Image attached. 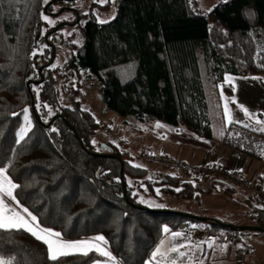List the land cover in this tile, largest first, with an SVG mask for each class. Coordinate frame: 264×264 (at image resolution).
<instances>
[{"label":"trees","instance_id":"obj_1","mask_svg":"<svg viewBox=\"0 0 264 264\" xmlns=\"http://www.w3.org/2000/svg\"><path fill=\"white\" fill-rule=\"evenodd\" d=\"M56 5L74 6L58 1L48 12L53 13ZM45 7L43 0H0V166L8 167L10 177L21 185L17 198L42 226L62 232L67 239L102 234L124 264H145L165 238L163 226L172 232L190 231L197 219L138 208L132 203L144 205L138 201L141 192L192 200L200 192L213 191L218 181L230 196L238 197L239 187L222 179L208 187L205 182L209 179L201 180L185 169L190 174L187 180L152 173L133 164L128 153L111 142H96L102 125L82 108L69 76L81 71L95 75L104 104L120 116L183 127L207 139L218 134L230 148L264 161L260 154L264 133L253 131L256 127L238 108L234 120L242 123L225 122L219 87L227 73L264 77V0H229L205 13L193 10L189 0H116L115 19L109 23H99L91 11L86 23L79 29L76 25L68 37L51 38L56 49L57 45L71 49L61 65H55L56 56L44 68V81L37 82L40 67L53 57L45 36L59 21ZM41 14L56 23L48 24ZM77 35L82 38L79 43ZM33 52L38 54L33 56ZM224 89L232 93L231 88ZM42 104L48 108L37 107ZM25 108L34 124L17 144L16 132L24 123ZM100 154H116L124 161L129 201L124 196L120 161ZM249 195V207L261 218L264 209L254 203L264 201ZM207 222L216 232L228 231L227 241V233L244 232L240 225L230 223L233 227L228 229ZM262 223L264 227V217ZM12 241L3 245L5 254L16 253L27 264H92L95 259H106L91 253L52 262L47 259L46 246L30 234L20 231Z\"/></svg>","mask_w":264,"mask_h":264},{"label":"rangeland","instance_id":"obj_2","mask_svg":"<svg viewBox=\"0 0 264 264\" xmlns=\"http://www.w3.org/2000/svg\"><path fill=\"white\" fill-rule=\"evenodd\" d=\"M189 1L193 10L197 12L205 13V12H209L220 2H226L229 0H189ZM73 4H74L73 7L77 9L81 18L80 24L76 26L78 29L79 26L84 25L86 23L90 15L88 14V12L93 11L92 13H94L96 18H97L96 14L98 13L99 19L101 20H110V17H112L116 13L115 4L114 5L110 4L111 7L105 9L104 8L97 9L95 6H93L92 4H96L94 3V0H76L73 2ZM62 7L63 6L56 5V10L53 13L58 12V10H61ZM61 17H68V19H61ZM55 18H57V20H63L62 22H65L66 20L69 21L75 19V13L66 11L63 12L60 16ZM52 20L57 21L54 18ZM76 27L72 25H64L62 26L60 33L63 36L68 37V35H70L71 32L76 31L77 29ZM75 41L76 43L82 41L81 36L77 35ZM62 47L63 46L57 45L58 62L55 65H61L65 61L66 55L69 53L71 49V47L65 49ZM69 80L74 81L73 85L75 89H77L79 92L76 98L80 101L82 108L91 112L96 118V120L100 123V125H102V128L98 131V134L96 136L95 139L96 142L97 141L111 142L120 151L128 153L130 159L133 160L132 161L133 164L141 167H147L152 173L154 171H159L158 169L159 168L162 169L163 166H167L164 163L148 162L144 158L145 153L151 151L165 152L166 154H168L166 152V148L169 149L170 144L162 140H158L156 138V132H155L156 122H143L134 117H123L117 114L116 112L110 110L102 100L101 92H100L101 84L98 78L95 75L91 74L90 72L81 71L74 75L72 74L69 76ZM29 116L30 119L32 120V123L34 124L30 112H29ZM173 135H174L173 133H169V136H173ZM215 136L219 137L218 134H215ZM217 137L212 140H215L217 143H219L220 140ZM171 156L175 159H180L185 163H190V161L186 159H185L186 161L181 159L178 153H176L175 155L171 154ZM191 164H196V163H191ZM167 167L179 168L184 170L183 168L176 166H167ZM183 178L182 180H187L186 179L187 176ZM211 182L213 181L207 182L208 184L205 185L209 187L212 185ZM224 187L225 185H223L222 183H217V186L213 191L209 192L210 193L209 195H206L208 193L200 192L199 198L195 197L192 200L179 199L172 197L171 195H162L160 193H158V196H153L141 192L140 196L138 197V201L141 202L143 200L144 201L143 204L151 209H160V210L166 209V210L182 212V213H187L190 211L194 213L192 215L214 218L216 220H221L226 223L234 222L233 224L236 225H241V224L263 225L262 217L264 216H262L261 218L258 217L257 215L254 216L252 214L253 210L250 207L248 208V205L245 204L246 203L245 201H247L248 197L250 196L249 192L243 190L242 188H238V190H236L235 193L237 195H240V197H244L245 201L244 200L238 201L237 199H235L236 198L235 195V196H231L232 198L235 199V201L227 202V201H223L222 199H219L221 198L220 195L217 196V194L227 195L223 192ZM227 197H230V195H227ZM250 201L253 203L254 199H250ZM242 203L245 205L244 207L241 205ZM254 204H256L257 208L260 207V209L262 210L264 209V204H257V203ZM155 205H162V207H156ZM192 223H193L192 226L193 225L197 226L195 228L203 231L205 230L207 231L205 234L206 236L205 239L207 240L211 239L213 241H217L219 234L216 232L215 227L211 226L210 223L199 220L193 221ZM208 226L211 227H209L208 229L207 228ZM197 229H192L190 231L188 230L180 231V232H184L190 236L195 237L197 235V231H198ZM222 232L225 233L228 231L223 230ZM244 235L247 236V240L245 241L242 240ZM239 237L241 239L232 245L233 247L232 249L230 248V245L232 244L230 243L231 241L230 240L227 241L224 236H221V241H223L224 243L221 245L223 246V250L216 249L215 246L209 248L207 247V245H202L203 252L196 254V258H197L196 264H198L199 260H202L203 264H212L211 260L215 257L219 259V260L216 259L219 262L214 264H264V232L246 230L240 233ZM225 245L227 246L226 248H224Z\"/></svg>","mask_w":264,"mask_h":264},{"label":"snow or ice","instance_id":"obj_3","mask_svg":"<svg viewBox=\"0 0 264 264\" xmlns=\"http://www.w3.org/2000/svg\"><path fill=\"white\" fill-rule=\"evenodd\" d=\"M44 4H50V0H43ZM116 0H94V3H99L102 7L115 4ZM56 10L55 8L53 9ZM211 11V10H210ZM97 19L101 24L109 23L111 19H115V15L110 17V20L99 19L98 13ZM249 13V16H252ZM42 19L50 25H54L56 21L52 20L49 16L41 14ZM61 19H68V17H61ZM75 43V41H73ZM38 53L33 52V56ZM253 79H259L253 77ZM225 82L232 86V91L235 92L234 79L230 76L225 77ZM221 89V97L224 100V115L227 123H242L232 118V112L229 108V103L236 104L237 108L243 112L249 119L255 121L258 128H253V131L264 133V119L256 117V114L251 112L245 105L241 104L236 96L231 98L223 95V85L219 86ZM37 107L48 108L47 104L37 105ZM49 112L51 110L49 109ZM24 125L16 132V143L19 144L25 140L29 132L33 128L32 120L29 116V109L25 108L22 111ZM13 115H18L13 113ZM264 116V113H261ZM98 122V121H97ZM157 128H163L164 125L157 122L155 125ZM245 128L251 127L248 124H243ZM52 131H57L55 128ZM95 143V141H93ZM261 155H264V149H262ZM9 162V166H10ZM139 167V166H137ZM21 187L20 184L13 182V179L9 175V168L0 166V264H27L26 261H22L16 253L8 252L5 254L3 245L13 243L12 237L20 232L24 231L30 234L37 241L46 246L47 259L52 262H58L63 257L70 255H80L83 257H89L91 253H96L100 257L106 259H95L94 264H121L112 252L108 248V240L103 235H96L85 239L67 240L64 238L62 232L54 231L51 228L41 225L38 217L23 205L20 204L17 198V189ZM179 191V190H177ZM144 202L143 200L141 201ZM156 207H162V205H155ZM193 227H197L193 225ZM163 239L159 240L158 245L151 252V259L147 264H194L197 260L196 253L203 252L202 245L207 247H214L215 241L206 240L193 242L190 235L184 232H172L168 226L162 227ZM227 246L225 245L224 248ZM223 250V249H222ZM198 264H203L202 260L198 261Z\"/></svg>","mask_w":264,"mask_h":264},{"label":"crops","instance_id":"obj_4","mask_svg":"<svg viewBox=\"0 0 264 264\" xmlns=\"http://www.w3.org/2000/svg\"><path fill=\"white\" fill-rule=\"evenodd\" d=\"M226 76H230L234 79V87L236 88L235 92L232 91V93H228V92L226 93L227 90L224 89L225 87H229L232 90V86H230L228 83L225 82ZM225 77H224V81L221 83V85H223V95L229 98H231L232 96H236L237 100L241 104L245 105L251 112L255 113L257 118L264 119V116L261 115V113H264V77L260 75H235V74H230V73H227ZM253 77L259 78V79H253ZM221 101H222V105H224V100L222 99V97H221ZM229 108L231 109L232 118L234 119L237 106L236 104L229 103ZM249 121L256 128L259 127V125L255 124L254 120L249 119ZM225 122L227 123L226 117H225ZM159 123L164 125V127L155 128L156 138L158 140H162L170 144L169 149L166 148V152L168 153L169 156H171V154L175 155L176 153H178L181 159L183 160L186 159L190 161L189 164L196 163L192 165H197V164L205 165V166L213 165L214 167H222L225 165V166H228L234 169L236 172L245 175L246 177H249V178L257 177V179L261 180L264 183V161L250 157L249 155L243 154L241 152H238L237 150H234L230 148L229 146H227L224 142L220 141L219 143H217L215 140L204 138L183 127L170 126L163 122H159ZM156 124L157 122L155 123V125ZM169 133H173L174 135L169 136ZM158 170L164 173H169L174 176L176 175L181 176L182 178L185 176L187 177L190 176L188 172H185L184 170L179 169V168L163 166L162 169L159 168ZM218 179L219 178L212 177L209 180H207V182L218 181ZM207 182L206 184H208ZM212 183L213 182H211V184ZM217 183H220V182L218 181ZM209 194L210 193L206 195H209ZM218 195L221 196V198L219 199H222L223 201H227V202L235 201V199H237L238 201H241V200L245 201L244 197H240V195H238V197H236L235 199L232 198L231 196L227 197V195H223V194H217V196ZM245 202H246L245 204H247L249 208V202L248 201H245ZM241 205L243 207L245 206L243 203ZM187 213L194 214L190 211ZM253 215L256 216L257 212H253ZM233 223L234 222H232V224ZM241 225H246V224H241ZM250 225H254V224H250ZM255 226H260V224H255ZM197 230H200V229H197ZM54 231H57V230H54ZM174 232H180V231H174ZM205 233H206V230H205ZM217 233L219 234V237L217 241H215L214 246L216 249H223V246L221 245L224 243L223 241H221V236L225 237L226 232L224 233L222 231H219ZM98 235H102V234H98ZM94 236H89V237H94ZM89 237L75 238V239L65 238V239L78 240V239H85ZM190 237L192 239L193 236H190ZM205 237L198 239L195 242L206 241L207 239H205ZM240 239L241 238L239 237V234H238L237 241ZM237 241L230 242L232 243L230 245L231 249L233 248L232 245L235 244V242ZM108 248L112 252L113 256H115L119 261H121V264H124L122 260L119 259L115 255V253L112 251V249L109 246V243H108ZM197 253L199 254L200 252H197ZM216 259L219 260L217 257H215L211 260V263L212 264L218 263L219 261H217ZM101 261L103 262L104 260H101ZM148 261H146L145 264H147ZM220 263H221V260H220ZM92 264H94V262ZM194 264H196V261L194 262Z\"/></svg>","mask_w":264,"mask_h":264},{"label":"built area","instance_id":"obj_5","mask_svg":"<svg viewBox=\"0 0 264 264\" xmlns=\"http://www.w3.org/2000/svg\"><path fill=\"white\" fill-rule=\"evenodd\" d=\"M144 157L150 162L164 163L167 166H176L188 171H192L196 173L201 180L210 179L212 177L225 180L264 201V183L261 180L257 179V177H246L245 175L236 172L234 169L228 166L214 167L213 165H192L189 163H185L180 159H175L171 156L168 157L165 152L151 151L145 153ZM205 234V231L198 230L197 235L195 237H192V241L195 242L198 239L204 238ZM226 236L228 240L234 241L238 237V234L229 232ZM243 239L247 240V236L244 235Z\"/></svg>","mask_w":264,"mask_h":264},{"label":"water","instance_id":"obj_6","mask_svg":"<svg viewBox=\"0 0 264 264\" xmlns=\"http://www.w3.org/2000/svg\"><path fill=\"white\" fill-rule=\"evenodd\" d=\"M58 1L74 2V1H76V0H52V1H50V4L46 5V7H45V12H46V13H49V15H52V16H55V17H58V16H60V15L66 10V9H71L70 7H63V8H62L61 10H59L58 12H55V13L48 12V8H49V6H51L52 4H54L55 2H58ZM74 10H75L76 13H77V20H76L74 23H71L72 26H74V25L76 24V22H77V21L79 20V18H80V15H79L77 9H74ZM67 24H68L67 22H61V23H59L54 29H52L51 31H49V32L46 34L45 39H46L47 43H49L50 46H51L52 49H53V57H52V59H51V61H50L49 64H47V65H42V66L40 67V69H39V74H40V76H41V80H39V81H37V82H42V81H44V79H45V74L43 73L44 68H45L46 66L52 64V63L55 61L56 56H57V49H56L55 44H54V43H50V41H49V36H50V34H52V33H56L59 29L62 28V26L67 25ZM56 37L59 38L60 35L57 34ZM31 81H33V80H31ZM31 81H30V82H31ZM34 82H36V81H34ZM28 88H29V92H30V94H31V98H32L31 104H32L33 110H34V112H37V110H36V105H35V101H34V97H33V93H32V89H31V87H30V83H28ZM58 116H59V115H58ZM58 116H55V117L50 121L49 124H45V125H46V126H50V125L55 121V119H56ZM38 118H39V120L42 122L40 116H38ZM64 120L66 121V119H64ZM66 122H67V121H66ZM42 123H43V122H42ZM67 123H68V122H67ZM69 125H70V124H69ZM72 129L74 130V128H72ZM76 135L78 136L77 133H76ZM82 144H83V143H82ZM83 145H84V144H83ZM103 145H105V143H103ZM100 155H104V156H105V155H107V156H112V157H114V158H116V159H118V160L120 161V163H121L120 173H121V178H122L123 186H124V196H125L126 199L129 201L128 192H127V185H126L125 178H124V161H123L119 156H117L116 154H100ZM131 203H132V202H131ZM132 204H133L134 206L138 207V208L145 209V210H148V211H150V212H159V211H160V212H173V213H175V214H177V215H184V216H186V217H190V218H193V219H197V220H199V221H203V222H207V221L212 220V221L217 222L218 225H220L221 227H224V228L226 227V228H228V229H232V227H233V225L230 224V223H224V222L219 221V220H216V219H214V218L203 217V216H196V215H192V214H189V213L175 212V211L166 210V209H164V210H160V209H151V208L145 207L144 205H139V204H135V203H132ZM240 229H241V230H244V231H246V230H250V231H261V232H264V227H261V226H255V225H240Z\"/></svg>","mask_w":264,"mask_h":264},{"label":"flooded vegetation","instance_id":"obj_7","mask_svg":"<svg viewBox=\"0 0 264 264\" xmlns=\"http://www.w3.org/2000/svg\"><path fill=\"white\" fill-rule=\"evenodd\" d=\"M65 7H71L72 9H70V11L73 12V13H75V19H73V20H69V21L66 20L67 23H68L67 25H71V23H74V22L77 20V13H76V11L74 10L75 8H74L73 6H65ZM62 21H63V20H59L58 23H56V26H57L59 23H61ZM66 21H65V22H66ZM80 21H81V18H79V20L76 22V24H75L74 26L80 24ZM56 26H55V27H56ZM52 29H53V28H52ZM52 29H50V31H51ZM60 31H61V29H59L56 33H52V34H50V36H49V38H50V39H49L50 43H54V42L51 41L52 39H60V37L62 36L61 33H60ZM57 34L60 35L59 38L56 37ZM51 38H52V39H51Z\"/></svg>","mask_w":264,"mask_h":264}]
</instances>
